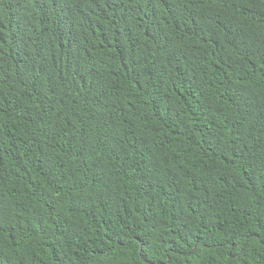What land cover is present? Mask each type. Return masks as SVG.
Masks as SVG:
<instances>
[{
  "label": "trees",
  "instance_id": "trees-1",
  "mask_svg": "<svg viewBox=\"0 0 264 264\" xmlns=\"http://www.w3.org/2000/svg\"><path fill=\"white\" fill-rule=\"evenodd\" d=\"M0 264H264V0H0Z\"/></svg>",
  "mask_w": 264,
  "mask_h": 264
}]
</instances>
